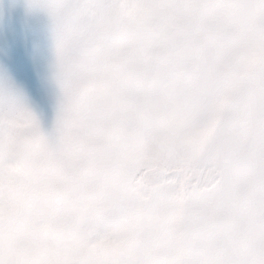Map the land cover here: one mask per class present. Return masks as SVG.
<instances>
[{
    "label": "snow or ice",
    "instance_id": "6c2138e0",
    "mask_svg": "<svg viewBox=\"0 0 264 264\" xmlns=\"http://www.w3.org/2000/svg\"><path fill=\"white\" fill-rule=\"evenodd\" d=\"M36 6L55 118L0 64V264H264V0Z\"/></svg>",
    "mask_w": 264,
    "mask_h": 264
},
{
    "label": "rangeland",
    "instance_id": "374dc122",
    "mask_svg": "<svg viewBox=\"0 0 264 264\" xmlns=\"http://www.w3.org/2000/svg\"><path fill=\"white\" fill-rule=\"evenodd\" d=\"M52 50L50 20L37 9L36 0H0V64L10 69L46 131H51L56 110L52 89L44 80ZM187 204L186 192L181 187L176 194L170 224L178 244L188 224ZM209 212L210 208L204 214Z\"/></svg>",
    "mask_w": 264,
    "mask_h": 264
}]
</instances>
